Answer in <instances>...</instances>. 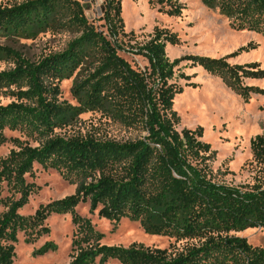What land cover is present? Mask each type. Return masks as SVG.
Masks as SVG:
<instances>
[{
	"label": "trees",
	"instance_id": "1",
	"mask_svg": "<svg viewBox=\"0 0 264 264\" xmlns=\"http://www.w3.org/2000/svg\"><path fill=\"white\" fill-rule=\"evenodd\" d=\"M218 9L236 30L264 35V0H201ZM160 11L179 16V0H150ZM103 27L88 16L82 0H0V39L35 36L67 29L76 33L62 51L31 61L20 51L0 44V61L12 64L0 71V146H14L0 158V264H13L20 232L29 240L49 232L52 214L71 213L77 226L70 264H93L106 250L91 219L76 207L89 203L90 212L119 222L130 217L144 222L155 234L192 241L186 252L172 257L167 251H125L131 264H264V247L254 246L238 233L264 228V136L251 140L256 175L253 183L235 185L217 179L210 161L214 152L204 142L201 128H177L174 96L182 86L173 83L182 59L171 61L167 45L180 37L157 26L147 39L126 32L120 0H106ZM251 44L221 57L192 56L187 60L208 73L227 77L245 100L264 89L244 84L262 79L258 62L232 64L229 59ZM121 52L141 56L144 68ZM80 78L72 94L77 106L61 102L60 84ZM187 80L190 76L181 74ZM195 85V83H188ZM2 98H9L7 103ZM92 111L144 135L117 141L91 134L60 135L77 115ZM21 137H8L6 131ZM30 139L37 142L31 144ZM35 164L56 169L77 191L41 205L34 214L21 213L40 190L34 182ZM53 247V245L46 248Z\"/></svg>",
	"mask_w": 264,
	"mask_h": 264
},
{
	"label": "rangeland",
	"instance_id": "2",
	"mask_svg": "<svg viewBox=\"0 0 264 264\" xmlns=\"http://www.w3.org/2000/svg\"><path fill=\"white\" fill-rule=\"evenodd\" d=\"M23 2L25 0H2ZM87 14L99 27L106 23L103 20L106 11V0H82ZM121 14L126 32L134 31L139 41L147 39L154 29L169 28L180 37L178 45L168 44L166 51L171 61L182 59L176 67L172 82L182 86V91L174 96L173 110L178 113L177 128H201V139L211 145L214 155L210 165L217 179L235 185L253 183L256 175L251 140L257 135L264 136V94L252 93L248 100L238 94L236 88L227 77L208 73L202 66H193L187 60L192 56L221 58L251 44L249 50H242L229 59L232 64L258 62L264 69V35L248 30H236L230 21L222 16L218 9L207 7L201 0H179L183 6L181 15L170 16L160 11L158 5L150 0H120ZM105 30L106 27H103ZM76 33L59 29L55 32L44 31L29 38L12 37L0 39V44L20 51L31 61H38L51 52L65 49ZM132 63L144 68L147 61L141 56L121 52ZM12 64L0 61V71L9 70ZM190 76V80L180 77ZM80 78L74 75L60 84V101L77 106L72 94L73 86ZM195 83V85H188ZM244 84L264 89V78H244ZM3 103L10 101L2 98ZM60 135L91 134L117 141H132L144 135L140 131L126 128L119 123L107 120L101 113L86 111L77 115L72 124L62 130ZM10 137L26 139L19 131H6ZM31 144L38 143L30 139ZM14 148L11 142L0 146V158L9 154ZM35 176L27 180L40 186L29 203L21 210L29 216L41 205L63 199L76 193L79 183L67 181L62 172L56 169H44L35 164ZM76 211L83 217L91 219L97 234L102 236L101 243L106 250L93 264H131L125 260V251L131 249L148 253L152 250L167 251V255L175 257L186 252L192 244L189 240L178 239L168 234H155L148 229L149 218L141 215L144 222L130 217L121 221H110L90 212L89 203H80ZM49 232L39 237L28 236L20 232L16 243V257L13 264H70L73 253V240L77 226L73 223L71 213L52 214L46 220ZM246 237L254 246L264 247V228H249L238 233ZM190 244V245H189ZM46 245L53 247L46 248Z\"/></svg>",
	"mask_w": 264,
	"mask_h": 264
},
{
	"label": "water",
	"instance_id": "3",
	"mask_svg": "<svg viewBox=\"0 0 264 264\" xmlns=\"http://www.w3.org/2000/svg\"><path fill=\"white\" fill-rule=\"evenodd\" d=\"M85 9H86V5H84ZM88 16L91 17V14L88 13Z\"/></svg>",
	"mask_w": 264,
	"mask_h": 264
}]
</instances>
